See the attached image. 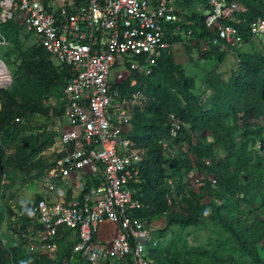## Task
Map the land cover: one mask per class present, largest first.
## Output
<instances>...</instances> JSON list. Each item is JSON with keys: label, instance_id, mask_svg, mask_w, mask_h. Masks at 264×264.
I'll use <instances>...</instances> for the list:
<instances>
[{"label": "built area", "instance_id": "built-area-1", "mask_svg": "<svg viewBox=\"0 0 264 264\" xmlns=\"http://www.w3.org/2000/svg\"><path fill=\"white\" fill-rule=\"evenodd\" d=\"M192 3L209 31L198 38L203 50L217 47L238 55L249 41L245 31L249 42L259 38L264 44V16L249 18L244 1ZM185 11L182 0H0V25L9 20L21 24L69 69L54 158L24 228L30 247L48 244L42 254L50 260H58L59 236L69 231L67 239L75 243L59 264L95 261V255L102 264H154L151 249L158 238L133 213L143 207L135 187L142 183L145 160L132 136L133 120L153 99L138 75L150 74L181 41L177 36L184 31L179 22ZM5 43L0 31V44ZM167 125L171 139L187 126L175 112L168 113ZM160 142L171 153L170 142ZM188 176L191 186L204 183L194 170ZM103 223L117 225L108 246L97 239Z\"/></svg>", "mask_w": 264, "mask_h": 264}, {"label": "trees", "instance_id": "trees-1", "mask_svg": "<svg viewBox=\"0 0 264 264\" xmlns=\"http://www.w3.org/2000/svg\"><path fill=\"white\" fill-rule=\"evenodd\" d=\"M242 1L249 9V18L264 16L263 2ZM182 4L187 11L184 13L185 19L179 22V25L188 34L191 30L189 41L209 35L204 16L196 10H193L192 14L187 13L188 10L194 9L192 0H182ZM16 26L17 22L9 20L0 25V31L6 37L11 35L10 31ZM243 34L246 40L250 41V34L247 31ZM34 39L35 44L50 56L35 37ZM177 39L183 41L180 35ZM189 41L187 39L184 43L190 53L193 45ZM208 51H220L222 56L227 52L217 47ZM240 55L239 72L234 73L228 80L222 78L221 74H215L208 79L207 89H210V94L207 98L197 91L196 77L187 73L185 66L176 61L172 51L163 54L150 74L138 75L140 86H146V91L153 99L146 110L139 112L133 120L132 136L139 146H149L141 165L142 183L135 187V196L142 201L143 207L133 213L141 218L148 210L167 214L164 211H167L170 205L166 202L165 192H172L174 189L178 194L181 192L175 185L173 189L170 185L167 190L163 188L169 178L165 164L171 162L178 171L185 168L186 172H190L196 162L197 166L206 168L213 174V178H206L205 186L201 190L207 193L211 200L205 208L202 205L194 215L189 214L186 218L170 217V222L192 223L212 217L236 238V243L228 240V243H223L224 248L236 256L222 262L228 255L224 254L217 264H246L245 256H249L253 262L264 264V257L259 253L260 249H264V217L256 214L257 210L264 209V56L255 54L246 57L242 53ZM61 68L62 80L57 82L63 85L59 115L64 109V90L69 77L68 67L61 65ZM42 71L37 67V73L44 82L36 88L28 84L25 76L17 78L11 90L0 88L2 93L7 95L0 109V173L3 167L4 144L10 142L21 130L15 120L16 114L31 109L32 104L40 103L43 94L50 93L54 86L53 82H46ZM20 99L26 104L24 110ZM169 112L177 113L187 124L182 135L176 139H171L167 125ZM205 130L209 132L212 140L201 134L197 142H194L193 132ZM163 139L168 140L172 147L187 144L188 151L183 152L180 157H167L160 142ZM1 180L0 176V201L4 196ZM149 187L152 191H148ZM40 197L41 194H37L35 199L23 205V228L30 224L29 207ZM247 214L254 215L251 221L247 220ZM3 219L4 213L0 211V226ZM68 233L69 231L59 236L58 260L49 259L47 264H59L69 256L75 241L67 239ZM237 244L240 245L239 248H235ZM4 250L0 233V264ZM165 251L169 252L170 248H152L153 260L155 261V252H158L160 257ZM29 255L24 264H37L35 255ZM176 260L185 262L180 257ZM189 261L191 258L187 263H190ZM82 262L86 261L79 260L78 264ZM158 264L164 262L158 260Z\"/></svg>", "mask_w": 264, "mask_h": 264}, {"label": "rangeland", "instance_id": "rangeland-1", "mask_svg": "<svg viewBox=\"0 0 264 264\" xmlns=\"http://www.w3.org/2000/svg\"><path fill=\"white\" fill-rule=\"evenodd\" d=\"M197 7L196 4L194 9L188 10L187 13L192 14ZM10 33L11 35H6L7 43L0 44V59L6 64L10 75L8 84L0 85V88L11 90L17 78L21 76H25L28 84L36 88L38 84L44 82L37 73V67L43 70L42 74L45 75L46 82H53L54 86L50 93L43 94L40 103L32 104L31 109L23 113L19 111L16 114L15 120L21 130L10 142L4 144L3 167L2 173H0L4 190V196L0 201V211L4 213V219L0 226V233L5 253L1 264H24L30 257L29 253L35 255L37 264H47L49 257L42 253L49 251L48 244L34 243L30 247L26 243L27 238L21 224L20 212L25 203L35 199L37 194L43 192L41 178L54 158V147L59 136L57 124L61 117L59 110L63 87L57 82L62 80V68L59 62L52 59L35 44L34 36L27 28L18 24ZM182 38L183 41H179L172 52L176 61L185 66L187 73L196 77L197 91L202 92L205 98L210 94V89H207L209 78L215 74H221L222 78L228 80L234 73L240 71V53L246 57L255 54L264 56V44L259 41V38L243 45L238 55L227 50L225 56H222L220 51L203 50L202 43L193 39L189 41V37L184 31ZM187 39L193 45L190 53L184 43ZM117 71L116 67L112 69L111 78L113 80ZM4 99H7V95L0 90V109ZM21 103L24 104L22 101ZM25 105H23V110ZM201 134L206 135L208 140H212L207 130L194 131L192 134L194 142H197ZM139 147L146 156L149 146ZM186 151H188L187 144L171 146V153L166 155L171 158L180 157ZM192 160L194 162V156ZM165 166L169 178L163 188L167 190L170 185V188L173 189L175 185L181 194H178L177 191L165 192L166 202L170 205L168 210L164 211L167 214H158L148 210L142 216L145 224L153 229L154 235L158 238V244L155 247L161 250L170 248L169 252L161 253L160 257L159 253L155 252L154 264H158V260L164 264H217L219 258L224 254L228 255L222 262L235 257L236 255L230 254L232 251L224 248L223 243H228V241L236 243V238L214 218L209 217L203 221L192 223L170 222V217L186 218L189 214L194 215L202 205L205 208L211 199L207 193L201 190L205 186L206 178H213V174H210L206 168H200L194 162L190 171L194 170L196 175L201 176L204 180L200 187H196L191 186V176H188L189 171L186 172L185 168L178 171L171 162H167ZM148 191H152L151 187L148 188ZM212 202L216 203V201ZM256 214L264 217V209L257 210ZM253 217L254 215L251 214L246 216L248 221H251ZM239 246L237 244L235 248H239ZM13 247L15 249H12ZM259 253L264 257V249H260ZM177 257L185 262L180 263L176 260ZM189 258L191 261L187 263ZM94 259L95 261H86L81 264H102L98 255H95ZM244 260H246V264H258L251 261L249 256H245ZM237 261L234 260V262Z\"/></svg>", "mask_w": 264, "mask_h": 264}, {"label": "crops", "instance_id": "crops-1", "mask_svg": "<svg viewBox=\"0 0 264 264\" xmlns=\"http://www.w3.org/2000/svg\"><path fill=\"white\" fill-rule=\"evenodd\" d=\"M117 225L112 223H103L98 232L97 239L105 246L110 245V239L116 234Z\"/></svg>", "mask_w": 264, "mask_h": 264}, {"label": "bare ground", "instance_id": "bare-ground-1", "mask_svg": "<svg viewBox=\"0 0 264 264\" xmlns=\"http://www.w3.org/2000/svg\"><path fill=\"white\" fill-rule=\"evenodd\" d=\"M9 72L3 65V61L0 59V85L3 86L9 82Z\"/></svg>", "mask_w": 264, "mask_h": 264}, {"label": "water", "instance_id": "water-1", "mask_svg": "<svg viewBox=\"0 0 264 264\" xmlns=\"http://www.w3.org/2000/svg\"><path fill=\"white\" fill-rule=\"evenodd\" d=\"M3 65L6 67V70H8V68H7V66H6V64L3 62Z\"/></svg>", "mask_w": 264, "mask_h": 264}]
</instances>
